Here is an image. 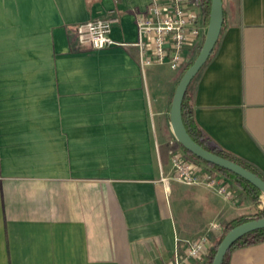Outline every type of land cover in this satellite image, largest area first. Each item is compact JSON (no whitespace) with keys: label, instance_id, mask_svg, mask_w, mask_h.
I'll return each mask as SVG.
<instances>
[{"label":"crops","instance_id":"obj_1","mask_svg":"<svg viewBox=\"0 0 264 264\" xmlns=\"http://www.w3.org/2000/svg\"><path fill=\"white\" fill-rule=\"evenodd\" d=\"M149 1L0 0V264H170L186 240L211 231L215 243L256 210L226 175L237 201L173 178L184 70L143 64L137 20ZM223 7L190 84L194 122L264 178V0ZM110 13L118 45L78 44L79 23ZM227 264H264V240L232 248Z\"/></svg>","mask_w":264,"mask_h":264},{"label":"built area","instance_id":"obj_2","mask_svg":"<svg viewBox=\"0 0 264 264\" xmlns=\"http://www.w3.org/2000/svg\"><path fill=\"white\" fill-rule=\"evenodd\" d=\"M202 10L201 0H150L147 8L138 14L137 20V46L143 64H168L173 70H184L189 62L188 52L199 51L204 42L206 32ZM116 22V16L110 13L79 23L78 44L90 45L93 49L115 47L119 43L111 33ZM171 160L173 178L178 182L188 186L206 183L215 186L220 194L237 201L228 179L206 162L175 146L171 151ZM263 205L264 201L260 207ZM217 229L220 230V226L213 227V231ZM213 246L211 231L186 240L183 256L177 254L170 264H190L191 260H203Z\"/></svg>","mask_w":264,"mask_h":264},{"label":"water","instance_id":"obj_3","mask_svg":"<svg viewBox=\"0 0 264 264\" xmlns=\"http://www.w3.org/2000/svg\"><path fill=\"white\" fill-rule=\"evenodd\" d=\"M224 23L223 0H212L208 31L198 56L185 70L173 97L170 110L171 129L176 140L196 158L221 167L246 179L264 194V179L245 168L243 165L211 152L198 144L188 133L182 118V102L185 94L198 72L202 69L212 54L222 31ZM264 218L253 219L237 225L231 229L221 241L212 264H223L225 255L232 245L246 234L263 229Z\"/></svg>","mask_w":264,"mask_h":264},{"label":"trees","instance_id":"obj_4","mask_svg":"<svg viewBox=\"0 0 264 264\" xmlns=\"http://www.w3.org/2000/svg\"><path fill=\"white\" fill-rule=\"evenodd\" d=\"M211 2H212V0H201L203 14H204L207 22H209V20H210ZM191 64H192L191 62L187 63L186 67L184 68V72ZM189 88H190V86H189ZM189 88H188V90L185 94V97L183 99V102H182V118H183V122H184L186 129H187L188 133L190 134V136L198 144H200L202 147H204L205 149H207L211 152L217 153L223 157L229 158V159L243 165L245 168L253 171L254 173H256L257 175H259L260 177L263 178V176L257 170L252 168L250 165H247L246 163H244V162L240 161L239 159L235 158L234 156H232L230 153H228V152L214 146L213 144H211L210 141L202 133V131L195 125L194 116H193L192 94H191ZM174 140L177 142L175 137H174ZM186 152H188V151L186 150ZM188 153L191 154L190 152H188ZM191 156H193V155L191 154ZM193 157H195V156H193ZM207 164L210 165L212 168L220 171L224 175H226L227 178L229 180H231L235 186L240 188L243 192L247 193L248 196L251 198V201L254 203V205L256 207V210L253 213H251L249 215L237 217V218L227 222L223 226V231H222L221 236L215 240L213 248L210 250V252L207 255V260H208L207 264H212L213 260L215 258L217 249H218L221 241L223 240L224 236L231 229H233L234 227H236L239 224H242L244 222H247V221L253 220V219L264 218V205H263V207H260L261 204H263V200H262L263 193H262V191L260 189H258L256 186H254L252 183H250L246 179L234 174L233 172H230L228 170H225V169L218 167L216 165H213V164H209V163H207ZM263 240H264V228L246 234L245 236L240 238L238 241H236L232 245V247L229 249V251L225 255L223 264H227L228 255H229V252L232 248H234L236 246H240V245L253 244V243L261 242Z\"/></svg>","mask_w":264,"mask_h":264},{"label":"rangeland","instance_id":"obj_5","mask_svg":"<svg viewBox=\"0 0 264 264\" xmlns=\"http://www.w3.org/2000/svg\"><path fill=\"white\" fill-rule=\"evenodd\" d=\"M198 10L200 11L199 6H198ZM191 57H194V53L192 54ZM164 69H165L166 72H167V73H166L167 76H169V75L171 76L172 74L177 73V72H175L174 70H172L170 66H167V67L164 68ZM166 74H165V75H166ZM172 141H173V142H172L173 144L176 143L177 145H179L178 147H180L181 149H183V150L186 152V150H185L184 148H182V146L179 144L178 141L176 142V141L174 140V138L172 139ZM187 153H188V152H187ZM188 154H189V153H188ZM190 155H191V154H190ZM222 174H223V173H222ZM223 175H224V174H223ZM171 183H172L173 185H177V183L174 182V181H171ZM262 200L264 201V194H263V196H262Z\"/></svg>","mask_w":264,"mask_h":264}]
</instances>
